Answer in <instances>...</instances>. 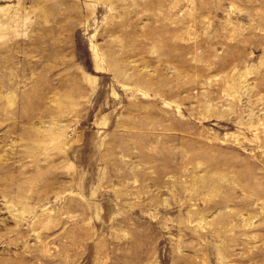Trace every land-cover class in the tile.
<instances>
[{
    "label": "rangeland",
    "instance_id": "1",
    "mask_svg": "<svg viewBox=\"0 0 264 264\" xmlns=\"http://www.w3.org/2000/svg\"><path fill=\"white\" fill-rule=\"evenodd\" d=\"M0 264H264V0H0Z\"/></svg>",
    "mask_w": 264,
    "mask_h": 264
}]
</instances>
